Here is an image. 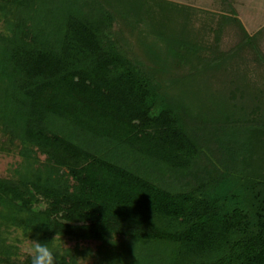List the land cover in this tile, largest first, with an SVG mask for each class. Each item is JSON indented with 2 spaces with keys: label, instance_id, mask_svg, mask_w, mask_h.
Segmentation results:
<instances>
[{
  "label": "trees",
  "instance_id": "16d2710c",
  "mask_svg": "<svg viewBox=\"0 0 264 264\" xmlns=\"http://www.w3.org/2000/svg\"><path fill=\"white\" fill-rule=\"evenodd\" d=\"M156 3L0 0V150L19 158L0 178V264H29L27 238L102 243L96 264H264V119L211 89L235 83L222 63L239 52L264 68L256 36L231 9L236 48L219 24L201 56L162 21L149 65L125 27L152 31Z\"/></svg>",
  "mask_w": 264,
  "mask_h": 264
},
{
  "label": "rangeland",
  "instance_id": "374dc122",
  "mask_svg": "<svg viewBox=\"0 0 264 264\" xmlns=\"http://www.w3.org/2000/svg\"><path fill=\"white\" fill-rule=\"evenodd\" d=\"M105 1V0H103ZM155 1V0H154ZM155 6H152L151 13L153 23L156 25L152 31L148 25L142 24L135 32L128 26L125 27L126 38L131 41V45L135 50V54L149 60V65L153 63L154 55L162 56L167 52L166 42L156 35L155 28H158L162 21H166L170 25L169 32L171 35L181 38L183 41L190 43L193 46L207 47L208 52H201V56H211V47L215 43L216 31L219 24L223 26V34L220 35V50L227 51L230 48H236L239 42L237 28L230 19V11L234 9L237 13V18L250 36H256V42L264 57V0H156ZM162 2V3H161ZM169 5H175L180 8H170ZM162 6L165 9H161ZM173 7V6H172ZM121 20V18H120ZM122 21V20H121ZM179 34V35H178ZM235 62L227 60L222 63L226 68L227 73L231 74L232 80L235 83L229 84H213L212 91L219 94L226 93L228 89L238 87L254 102H249V107H257V116L264 119V68L257 64L254 60L252 51L245 53H237ZM180 63V62H179ZM235 63V64H232ZM174 74H181L187 71L181 66L176 69V62H170ZM184 69H183V68ZM180 68V70H178ZM237 80V81H236ZM194 86V85H193ZM256 93V94H255ZM255 94V96H252ZM237 101V100H236ZM236 101H232L236 103ZM246 104V102H245ZM251 105V106H250ZM5 138L0 134V148ZM18 149L14 145L5 144L0 150V178H10L16 164L19 161ZM42 207V206H41ZM26 240L20 245V253L25 252L23 248ZM63 244L67 247V251L74 255L75 248L78 254L77 258L86 257L88 264H96L98 261L97 250L103 249L102 243L95 242H79L69 241L64 239ZM86 250L90 251L89 255H82ZM96 254V255H95ZM23 259V257L21 258Z\"/></svg>",
  "mask_w": 264,
  "mask_h": 264
},
{
  "label": "clouds",
  "instance_id": "9594fccd",
  "mask_svg": "<svg viewBox=\"0 0 264 264\" xmlns=\"http://www.w3.org/2000/svg\"><path fill=\"white\" fill-rule=\"evenodd\" d=\"M67 250L61 238L60 242L55 243H49V241L40 242L38 239L29 240L27 238V242L23 248L29 264H62V261L65 259V251ZM75 260L77 264H88L86 257H75Z\"/></svg>",
  "mask_w": 264,
  "mask_h": 264
}]
</instances>
